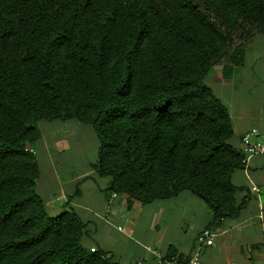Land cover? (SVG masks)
I'll return each mask as SVG.
<instances>
[{
	"label": "trees",
	"instance_id": "16d2710c",
	"mask_svg": "<svg viewBox=\"0 0 264 264\" xmlns=\"http://www.w3.org/2000/svg\"><path fill=\"white\" fill-rule=\"evenodd\" d=\"M254 32L264 0H0V264H119L38 192L42 120L92 125L129 205L191 190L216 221L237 214L244 154L206 77L241 65Z\"/></svg>",
	"mask_w": 264,
	"mask_h": 264
},
{
	"label": "crops",
	"instance_id": "0c3cea01",
	"mask_svg": "<svg viewBox=\"0 0 264 264\" xmlns=\"http://www.w3.org/2000/svg\"><path fill=\"white\" fill-rule=\"evenodd\" d=\"M241 46V65L225 76L222 63L206 77L207 85L229 110L234 129L231 143L240 151L246 131L256 127L264 132V33H252ZM54 121L74 122L68 125L79 129L85 124ZM67 151L62 139L48 144L51 170L60 166L59 175L50 186L41 187L39 178L37 190L53 214L61 213L69 201L87 224L86 243L108 252L119 264H184L204 228L216 235L214 243L202 249V264H264V153L255 154L234 171L232 182L240 188L237 199L239 203L246 200L245 204L237 214L216 221L209 202L191 190L129 205L127 194L112 195L111 177L95 167L99 149L88 166L72 171L65 167L64 159L71 155Z\"/></svg>",
	"mask_w": 264,
	"mask_h": 264
},
{
	"label": "rangeland",
	"instance_id": "374dc122",
	"mask_svg": "<svg viewBox=\"0 0 264 264\" xmlns=\"http://www.w3.org/2000/svg\"><path fill=\"white\" fill-rule=\"evenodd\" d=\"M234 41H236V45L239 44V37L235 36ZM73 123L67 122L60 124L59 121L47 120L39 122L41 137H43L38 143V161L42 172L40 177L41 187L46 185L50 186L53 179H55V175H59L57 168L60 166H55L56 169L51 170L53 168V160L47 152L48 144L58 139L64 140L68 146V150H70L66 154L71 153V155L65 154L67 157L64 159L65 167H69L71 171L79 167L88 166L90 162L97 158L100 142L96 132L92 130L91 126L85 124H82V129L68 125Z\"/></svg>",
	"mask_w": 264,
	"mask_h": 264
},
{
	"label": "built area",
	"instance_id": "2783aa9c",
	"mask_svg": "<svg viewBox=\"0 0 264 264\" xmlns=\"http://www.w3.org/2000/svg\"><path fill=\"white\" fill-rule=\"evenodd\" d=\"M31 150L36 152L35 149ZM242 153L244 154V162H247L255 154L264 153V132L256 127L246 131L242 135ZM255 190L259 191V188L257 187ZM112 195L115 197L117 193L113 192ZM215 235L216 233L211 228H204L197 235L196 246L184 264H202V249L214 243ZM95 248L92 246L91 250L94 251ZM170 262L176 264L175 261Z\"/></svg>",
	"mask_w": 264,
	"mask_h": 264
}]
</instances>
